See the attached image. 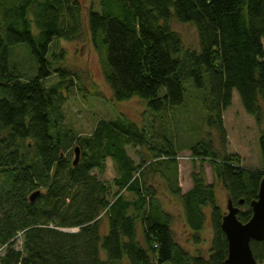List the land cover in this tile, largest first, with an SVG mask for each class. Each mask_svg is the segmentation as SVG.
<instances>
[{
  "label": "trees",
  "instance_id": "1",
  "mask_svg": "<svg viewBox=\"0 0 264 264\" xmlns=\"http://www.w3.org/2000/svg\"><path fill=\"white\" fill-rule=\"evenodd\" d=\"M0 17V264H116L125 256L130 264H226L225 210L215 185L201 165L183 191L176 142L156 122L185 104L190 87L199 91L220 148L212 134L203 135L191 145L192 157L214 165L247 222L264 178V129L263 164L247 167L227 152L224 116L238 91L246 111L264 124V0H101L98 9L83 0H0ZM174 21L196 26L198 47L186 45ZM85 26L104 51L114 98L146 100L150 130L123 115L100 118L89 134L66 123L63 105L77 75L56 67L52 46L78 39ZM21 44L36 72L13 62ZM54 74L59 80L51 84ZM144 147L151 156L137 163L130 149ZM108 158L116 167L113 186L101 178ZM157 176L181 197L192 230L204 228L211 208L208 255L191 253L176 238L175 216L157 197ZM251 246L264 262V240Z\"/></svg>",
  "mask_w": 264,
  "mask_h": 264
},
{
  "label": "rangeland",
  "instance_id": "2",
  "mask_svg": "<svg viewBox=\"0 0 264 264\" xmlns=\"http://www.w3.org/2000/svg\"><path fill=\"white\" fill-rule=\"evenodd\" d=\"M8 1L4 0L6 3ZM83 3L86 6L93 5L98 9L101 0H83ZM86 11L85 19L87 22ZM1 26L2 20L0 17V30ZM173 26L180 32L187 46H199L198 33L194 24L174 21ZM52 50L56 54L54 60L56 67L63 65L77 75V77L74 76L75 86L67 91V100L63 105L65 120L69 126H72L80 134H89L100 118L114 119L123 115L147 130L152 128L154 115L147 108L146 100L138 96L122 101L114 98L113 90L107 80L104 51L96 48L87 26H85L81 37L76 40H55ZM59 58L62 59L61 62H57ZM12 59L13 62L27 72L37 71L38 66L35 59L25 44L14 48ZM58 80L57 74L49 78L51 84L56 83ZM189 89L190 94L185 104L174 112L168 113L167 122L158 119L156 127L160 129L165 127V132L168 135L172 134L176 142L179 160V184L183 191H186L192 185V172L198 170V167L202 165L207 181L215 185L217 200L226 211L228 192L221 183L214 165L208 161L202 164L201 160L197 159L196 161L192 157L190 147L203 135L206 137L212 134L218 148H220V139L216 131L205 124L207 112L201 99H199V91H194L192 87ZM224 117L229 136L227 152L240 156L241 163L244 166L261 167L263 158L260 148V135L264 129V124L258 123L255 117L246 111L238 91L234 92L233 103L225 112ZM163 122H165V125ZM138 149V151L130 149V153L135 157L137 163L145 158H150L151 155L147 148ZM116 174L115 164L111 158H108L107 168L101 174V178L113 186ZM155 180L159 188L157 195L159 201L164 209L175 216L173 229L178 241L193 254L208 255L211 250L213 234L209 217L211 208L207 207L205 209L208 217L204 228L194 231L186 223L181 197L167 188V181L162 177L157 176ZM126 194L131 198V194ZM102 226L104 230L107 229L106 216L102 218ZM22 243L23 237L19 236L16 246L21 248ZM4 251L5 248H0V256ZM116 264H130V261L125 256ZM259 264H264V262Z\"/></svg>",
  "mask_w": 264,
  "mask_h": 264
},
{
  "label": "water",
  "instance_id": "3",
  "mask_svg": "<svg viewBox=\"0 0 264 264\" xmlns=\"http://www.w3.org/2000/svg\"><path fill=\"white\" fill-rule=\"evenodd\" d=\"M79 156L80 148L77 146L75 163L78 162ZM39 192L35 191L31 198L34 199ZM241 202L243 203V200ZM252 210V217L247 222L241 221L238 217L240 208L228 197L222 223L229 244L226 264H259L251 242L264 240V178L261 181L258 198L252 202Z\"/></svg>",
  "mask_w": 264,
  "mask_h": 264
}]
</instances>
